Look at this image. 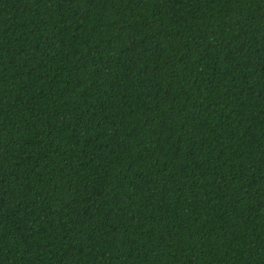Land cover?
Returning a JSON list of instances; mask_svg holds the SVG:
<instances>
[{"label": "trees", "instance_id": "1", "mask_svg": "<svg viewBox=\"0 0 264 264\" xmlns=\"http://www.w3.org/2000/svg\"><path fill=\"white\" fill-rule=\"evenodd\" d=\"M0 264H264V0H0Z\"/></svg>", "mask_w": 264, "mask_h": 264}]
</instances>
